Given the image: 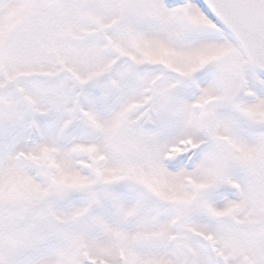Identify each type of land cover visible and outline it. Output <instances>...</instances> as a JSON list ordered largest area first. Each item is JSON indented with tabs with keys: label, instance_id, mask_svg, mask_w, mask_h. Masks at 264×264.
<instances>
[{
	"label": "snow or ice",
	"instance_id": "obj_1",
	"mask_svg": "<svg viewBox=\"0 0 264 264\" xmlns=\"http://www.w3.org/2000/svg\"><path fill=\"white\" fill-rule=\"evenodd\" d=\"M0 264H264V0H0Z\"/></svg>",
	"mask_w": 264,
	"mask_h": 264
}]
</instances>
